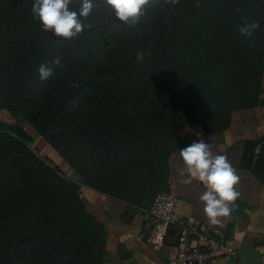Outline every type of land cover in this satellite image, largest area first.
Wrapping results in <instances>:
<instances>
[{
	"label": "trees",
	"instance_id": "obj_1",
	"mask_svg": "<svg viewBox=\"0 0 264 264\" xmlns=\"http://www.w3.org/2000/svg\"><path fill=\"white\" fill-rule=\"evenodd\" d=\"M33 2L0 0V104L85 186L124 202L122 218L168 191L180 127L218 134L233 111L257 103L264 0H153L134 26L93 0L89 27L69 40L42 29ZM252 22V37L238 31ZM57 56L61 65L41 81L39 66ZM27 141L20 125L0 121V264H103V224L77 183ZM254 146L243 141L240 166H251Z\"/></svg>",
	"mask_w": 264,
	"mask_h": 264
},
{
	"label": "crops",
	"instance_id": "obj_2",
	"mask_svg": "<svg viewBox=\"0 0 264 264\" xmlns=\"http://www.w3.org/2000/svg\"><path fill=\"white\" fill-rule=\"evenodd\" d=\"M180 141L176 152L168 158V190L178 196L177 213L189 215L216 229L237 249L242 242L256 253V259L264 264V69L260 78L257 103L253 107L233 111L229 125L218 134L205 135L198 124L182 126L177 130ZM203 139L212 146L214 154L228 157L239 176L236 190L241 193L235 201L229 218H220L212 224L204 213V202L200 196L206 190L200 181L185 184L187 176L179 155L180 149L194 140ZM244 140H253L255 146L250 167L240 166ZM254 168L252 169V166ZM74 176V175H72ZM71 176L78 185L77 193L85 209L99 220L105 229L104 249L107 252L103 264H168L160 250L149 248L143 241L141 218L138 212L130 215L121 213L125 203L105 196L87 186L81 179ZM78 176V175H77ZM226 222L229 227L225 229ZM217 264H240L238 259H219Z\"/></svg>",
	"mask_w": 264,
	"mask_h": 264
},
{
	"label": "clouds",
	"instance_id": "obj_3",
	"mask_svg": "<svg viewBox=\"0 0 264 264\" xmlns=\"http://www.w3.org/2000/svg\"><path fill=\"white\" fill-rule=\"evenodd\" d=\"M79 2L80 7L77 11L70 7L73 0H34L32 13L45 32L51 31L56 37L64 40L74 39L85 27H89L85 21L94 6L93 0H79ZM104 2L114 12L118 21L134 26L146 14L147 7L153 0H104ZM166 2L177 4L179 0H166ZM258 28V22L245 23L238 31L246 37H252ZM144 55L142 51L137 52V61L142 62ZM60 65L59 56L50 63L41 64L38 68L40 80H48L54 74V66ZM179 155L184 164L181 175L187 176L183 183L200 181L205 186L206 190L200 196V200L204 202V213L209 221L218 224L220 218H229L234 210L235 201L241 193L236 190L239 176L228 157L214 154L212 146L200 138L181 148Z\"/></svg>",
	"mask_w": 264,
	"mask_h": 264
},
{
	"label": "built area",
	"instance_id": "obj_4",
	"mask_svg": "<svg viewBox=\"0 0 264 264\" xmlns=\"http://www.w3.org/2000/svg\"><path fill=\"white\" fill-rule=\"evenodd\" d=\"M178 196L156 193L146 207L136 208L141 218L144 243L152 249H168V264H217L236 259V249L216 229L189 215H179Z\"/></svg>",
	"mask_w": 264,
	"mask_h": 264
},
{
	"label": "rangeland",
	"instance_id": "obj_5",
	"mask_svg": "<svg viewBox=\"0 0 264 264\" xmlns=\"http://www.w3.org/2000/svg\"><path fill=\"white\" fill-rule=\"evenodd\" d=\"M104 55L100 58V62L104 59ZM99 62V63H100ZM0 121L7 124H18L28 135L27 146L40 158H47L55 165L66 177L71 179L75 177L79 179L77 174L68 167L67 163L58 154L57 151L53 150L52 147L44 140L43 136L39 135L35 129L28 123V121L22 117H13L9 112L2 107L0 104Z\"/></svg>",
	"mask_w": 264,
	"mask_h": 264
},
{
	"label": "water",
	"instance_id": "obj_6",
	"mask_svg": "<svg viewBox=\"0 0 264 264\" xmlns=\"http://www.w3.org/2000/svg\"><path fill=\"white\" fill-rule=\"evenodd\" d=\"M236 258L240 264H260L256 259L255 251L249 249L244 242L236 249Z\"/></svg>",
	"mask_w": 264,
	"mask_h": 264
}]
</instances>
